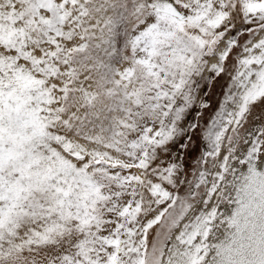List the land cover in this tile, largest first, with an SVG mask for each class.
I'll use <instances>...</instances> for the list:
<instances>
[{
  "label": "snow or ice",
  "instance_id": "1",
  "mask_svg": "<svg viewBox=\"0 0 264 264\" xmlns=\"http://www.w3.org/2000/svg\"><path fill=\"white\" fill-rule=\"evenodd\" d=\"M0 264H264V0H0Z\"/></svg>",
  "mask_w": 264,
  "mask_h": 264
}]
</instances>
